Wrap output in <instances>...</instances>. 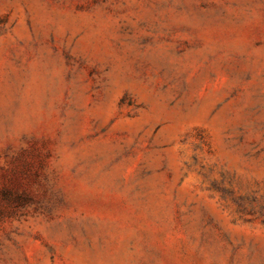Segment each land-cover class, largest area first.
<instances>
[{"label":"rangeland","instance_id":"1","mask_svg":"<svg viewBox=\"0 0 264 264\" xmlns=\"http://www.w3.org/2000/svg\"><path fill=\"white\" fill-rule=\"evenodd\" d=\"M0 264H264V0H0Z\"/></svg>","mask_w":264,"mask_h":264}]
</instances>
